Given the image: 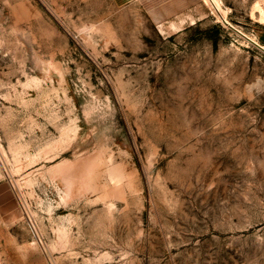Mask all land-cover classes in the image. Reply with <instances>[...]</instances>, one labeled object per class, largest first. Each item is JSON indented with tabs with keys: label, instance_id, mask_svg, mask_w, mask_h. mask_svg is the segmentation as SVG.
<instances>
[{
	"label": "rangeland",
	"instance_id": "1",
	"mask_svg": "<svg viewBox=\"0 0 264 264\" xmlns=\"http://www.w3.org/2000/svg\"><path fill=\"white\" fill-rule=\"evenodd\" d=\"M220 1L0 0V264H264V0Z\"/></svg>",
	"mask_w": 264,
	"mask_h": 264
},
{
	"label": "crops",
	"instance_id": "2",
	"mask_svg": "<svg viewBox=\"0 0 264 264\" xmlns=\"http://www.w3.org/2000/svg\"><path fill=\"white\" fill-rule=\"evenodd\" d=\"M117 2L127 0H116ZM130 3L135 0H128ZM150 19L162 29H185L206 17L205 0H136ZM18 205L6 182H0V222L11 225L18 216Z\"/></svg>",
	"mask_w": 264,
	"mask_h": 264
},
{
	"label": "bare ground",
	"instance_id": "3",
	"mask_svg": "<svg viewBox=\"0 0 264 264\" xmlns=\"http://www.w3.org/2000/svg\"><path fill=\"white\" fill-rule=\"evenodd\" d=\"M206 1L214 9V13L216 14V16L218 17L219 20H221V17L219 15V11L222 12L226 16L225 10L221 5L220 0H206ZM260 9H261L262 18H264V6H260Z\"/></svg>",
	"mask_w": 264,
	"mask_h": 264
},
{
	"label": "water",
	"instance_id": "4",
	"mask_svg": "<svg viewBox=\"0 0 264 264\" xmlns=\"http://www.w3.org/2000/svg\"><path fill=\"white\" fill-rule=\"evenodd\" d=\"M224 22L226 24H228L231 28H233L234 30H236L237 32H239L242 36H244L245 38H247L250 42H252L253 44H255L258 48H260V49H262L264 51V46L263 45H261L260 43H258L254 39H252L251 37L247 36L245 33L241 32L240 30H238L237 28H235L225 18H224Z\"/></svg>",
	"mask_w": 264,
	"mask_h": 264
}]
</instances>
